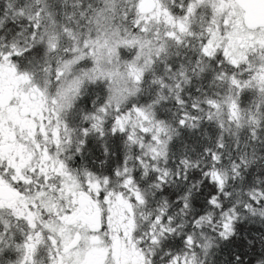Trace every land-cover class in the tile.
Returning <instances> with one entry per match:
<instances>
[{
  "label": "snow or ice",
  "instance_id": "6c2138e0",
  "mask_svg": "<svg viewBox=\"0 0 264 264\" xmlns=\"http://www.w3.org/2000/svg\"><path fill=\"white\" fill-rule=\"evenodd\" d=\"M0 264H264V0H0Z\"/></svg>",
  "mask_w": 264,
  "mask_h": 264
}]
</instances>
